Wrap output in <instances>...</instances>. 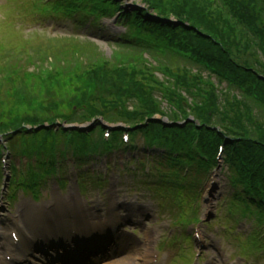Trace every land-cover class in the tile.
<instances>
[{
	"label": "trees",
	"instance_id": "16d2710c",
	"mask_svg": "<svg viewBox=\"0 0 264 264\" xmlns=\"http://www.w3.org/2000/svg\"><path fill=\"white\" fill-rule=\"evenodd\" d=\"M219 1L225 11L211 0H142L146 8L132 10L117 0H58L55 11L78 20L80 25L91 21L95 26L121 14L119 25L127 27L128 33L116 37L117 46L156 53L163 67L149 65L146 60L138 66V61L115 59L112 64L102 63L85 72L57 71L49 82L53 84L37 79L32 85L21 77L28 73L16 70L9 75L8 91L3 95L9 99L0 106V139L8 142L16 157H38L43 168L46 161L54 164L65 156L61 145L64 134L30 132L28 127L55 126L59 119L72 124L79 115L78 123L82 124L99 119L123 123L148 139L151 148L168 149L170 152L164 157L169 159L168 165L173 161L172 155L180 153L179 160L190 161L202 174L210 171L212 165L200 160L194 148L193 129L199 128L205 154L216 160L220 146H226V171L236 193L231 200L234 208L263 222L264 122L256 119L253 110L264 106V0ZM247 31L258 43L257 51L252 47L255 41L246 39ZM174 64L177 72L169 68ZM184 64L207 69L221 84L236 86L242 91L241 98L233 91L230 95L221 93L210 78H202L201 72L184 76ZM156 72L166 77L177 75L176 86L162 83L155 77ZM178 92L190 95L193 103H186ZM159 94L164 95V100L180 98L178 113L167 117L161 112V100L155 97ZM160 114L168 118L170 128L162 121H152ZM191 118L194 122H189ZM184 123L186 126H181ZM94 132L74 137L75 155H90L95 146L105 151L121 148L120 134L115 135L114 144L107 145L95 142ZM16 141L23 150L16 152ZM1 167L0 160V176ZM174 176L179 177V173ZM195 188L196 183L188 189H169L176 194L175 202L181 198L187 205L198 196Z\"/></svg>",
	"mask_w": 264,
	"mask_h": 264
},
{
	"label": "rangeland",
	"instance_id": "374dc122",
	"mask_svg": "<svg viewBox=\"0 0 264 264\" xmlns=\"http://www.w3.org/2000/svg\"><path fill=\"white\" fill-rule=\"evenodd\" d=\"M211 1L214 2L217 8L225 11L219 0ZM34 2L35 0H0V106L2 102H6L9 99L3 95L5 94L4 92L8 91L9 75L16 70L17 73H28L29 75L21 77L32 85L36 84L35 81L37 79L41 83L51 82L53 79L52 74L57 73V71L71 73V71L82 70V72H85L88 68L96 65L99 67L102 63L111 62L112 64L115 59L131 60L132 63L138 61L136 63L138 66V63L146 60L149 65L154 67H160L161 65L163 67L159 61V55L156 53L118 47L115 43L112 44L111 37L88 33L87 30L90 28L77 29L73 23L63 22V19L54 18L55 16L30 15L35 10L32 6ZM128 3L132 9H135L136 5L143 2L142 0H130ZM107 23L110 29L107 28L108 30H106L112 33L113 37L123 31V29H117L113 23ZM101 26L106 28V22ZM239 28L242 29L241 27ZM247 35L246 39L249 37V39L255 41L248 31ZM252 47L256 51L259 49L256 41ZM257 59L259 58L257 57ZM184 66L185 68L183 67L182 69L184 76H197L201 72L202 78H210L213 81V85L216 88L218 87L221 93L228 94L233 91L232 93H236L241 98L240 94H242V91L239 88L236 86L230 87L226 82L221 84V81L215 75L212 76L206 69L191 66L190 64H184ZM169 68L177 72V65H171ZM154 75L162 83L169 82L176 86L177 75L166 77L159 72ZM190 90L197 91V89ZM175 92L177 94V91ZM58 95L59 93L56 91V96ZM178 95L186 99V103H193V99L185 92H178ZM163 96H155L157 100H161L159 102L161 104V112L165 113L167 117L173 112L178 113L177 108L180 104V98L174 96L175 100L173 98L172 100H164ZM222 99L219 96L220 102H222ZM184 107L188 110L186 105H181V108ZM253 111L256 119L264 122V106ZM76 118H73L72 125L67 126L68 131L75 132V128L82 127V122L78 123L80 122V116L78 115ZM155 118L168 120L161 114L156 115ZM60 123L64 124L65 122L59 119ZM28 129L30 131L34 130L31 127H28ZM99 135L100 133L96 132L92 136L96 140L95 142L99 141ZM139 137L140 142L143 141L141 145H145V139L142 136ZM54 138H58L57 134ZM64 138L65 140L61 144L64 146L63 149L67 146L74 148V145L71 144L72 140ZM119 139V143H121L122 139ZM16 144V152L23 150L21 143L16 141ZM1 146H9L4 138L0 139ZM72 148H69V151H73ZM140 151L150 156H156L154 152L145 151L143 147L140 148ZM115 154L117 158L121 159L120 169L114 168L110 171L108 183L101 187L91 186V180L86 178V183L82 184V187L86 186V188L85 186L83 187V190L86 191L83 195L79 193L76 180L78 178L81 179L82 175H98L97 170L102 168L104 159L98 160L100 161L99 165L93 162L82 170H79L80 167L76 166V161L78 160L73 156H71L72 158L69 161H62L61 166L65 168L61 169L60 173L64 177L63 180L68 182V186L64 190L58 185V178H50L43 188L38 187L36 193L30 192L31 190L26 188L22 189L23 194L29 192L31 196H24L20 191L17 199L8 203L11 199L7 198V190L2 194L3 184H1L0 222L4 224L3 226L7 230L11 231L20 225L30 228L31 213H33V210H38L39 217L35 218V227L38 231H41V226H39L41 219L42 222L48 219L49 222L57 221L63 215L69 213L66 211L68 207L62 208V205H64L62 201H67L71 209L70 212L73 211L76 215H79L81 210H84L86 211L84 213L86 218L92 223L110 226V230L112 229L111 227L121 226L122 228L119 230L120 243L126 240V242L131 243L130 247H140V251L133 252L135 258L133 264H145V256L150 252L154 255L155 264L156 262L159 264H171L172 261H174L172 264H178V259L184 257L183 255L192 264H264V258L261 255L259 256L257 252L253 253L248 250L243 253L242 243L240 244L237 239L239 238L238 236L248 237L258 225L256 220H243L240 217L232 219L231 213L227 210V205L220 206L219 194L222 190L226 191L229 188L232 189L229 190L231 195L236 194L228 180L230 174L226 171V166L228 165L226 164L225 156L223 158L221 154L217 155L218 158L215 162L219 167L212 174H202L205 175L206 179L197 172L189 178L188 182L190 183L192 180H201V178L205 181L197 182L194 190H197L198 196L193 201L187 199L190 201H188L187 208L183 211L174 204L173 199L171 200L172 196H170V200L165 202L160 197V193L155 189L150 190L155 183L153 182L152 184V181L155 180L154 177L146 176V174L133 175L132 172L135 166L130 169L127 167L126 169L129 156L132 155L131 153L118 151ZM69 155L73 154L69 153ZM30 160L27 157L18 158L16 155L9 159L10 162H14L19 168H24L26 172ZM37 162L38 160L35 158L32 161L34 165ZM166 168L169 169L168 167ZM80 183L82 182L80 181ZM63 184L67 183L64 182ZM42 190L39 202L34 204L33 198L38 199ZM111 209H115V212L112 213ZM192 211L194 213L197 211L194 217L198 216V219L202 221V225H195L192 228L187 226L179 227V221L183 217L190 219L189 213L192 214ZM28 213L30 219L28 218ZM110 221H113L114 224ZM236 222L240 224L239 227L235 226ZM235 227L237 232L231 234L230 229ZM181 234L193 237L194 243L189 244L181 241ZM198 234L202 238L200 242L197 239ZM0 238H2L1 235ZM182 249H186L187 252L185 254L182 253ZM119 253L122 252L119 251ZM3 256L2 249V253L0 251V259ZM242 256L247 257V259H243ZM181 263L184 264L183 259Z\"/></svg>",
	"mask_w": 264,
	"mask_h": 264
},
{
	"label": "bare ground",
	"instance_id": "6f19581e",
	"mask_svg": "<svg viewBox=\"0 0 264 264\" xmlns=\"http://www.w3.org/2000/svg\"><path fill=\"white\" fill-rule=\"evenodd\" d=\"M83 212H85V211H83ZM32 214V215H31ZM30 215L32 216V218L30 219L29 218V213H28V218L31 220V227L29 228L30 230H31V232H34L35 230H36V227H35V218L36 217H39V212L38 211H36V210H33V213H31ZM83 213L81 212L80 213V215L79 216H81ZM34 221V222H33ZM33 222V223H32ZM87 223V222H86ZM69 224V222H68V219H66V217H64V218H62L61 220H60V224H59V226L58 227H60V226H64L65 228H67V225ZM91 225L89 224V222H88V224L85 226V223L82 225V227H84V230H86L87 232H89V230H96L97 231V229L96 228H102V226H97V225H95V226H92V227H90ZM67 232V231H66ZM16 233H17V237L19 238V240H22V238L24 237V234H23V232L22 231H20V229H17L16 230ZM3 234H6V231H5V229L3 228V225H2V223L0 222V235H3ZM24 239V238H23ZM89 239V238H88ZM120 242V241H119ZM15 243V241H10L9 242V244L7 245V252H6V255L7 256H16V255H18V257H19V260H18V262H19V264H23V263H27V264H29V263H31V262H33V261H30V259L31 258H34V257H36V256H33V253H34V251L32 250V248H30V247H27L25 250H23V248H21V249H19V250H15L14 248L16 247V245L14 244ZM63 243H65L66 245H68L65 241L63 242ZM129 245H131V243L130 242H126V240L124 241V242H121L120 243V246H121V252H122V255H121V258L120 259H118L117 261H113V262H110V263H106V264H132V262L134 261V253L133 252H137V251H140V247H136V248H134V246L133 247H130ZM20 247H22V246H20ZM48 247H50V245L48 246ZM58 247H60V245H58ZM67 247V246H66ZM55 248V247H54ZM142 248V247H141ZM51 249V251L52 252H54L55 253V250L54 249H52V248H50ZM79 249H75V252H77ZM16 251V252H15ZM13 253H18V254H16V255H12ZM33 256V257H32ZM154 255H153V253L152 252H150L149 254H147L146 256H145V259H146V261H147V264H152L151 262H152V260H153V257ZM12 258H14V257H12ZM29 261V262H28ZM151 261V262H150ZM40 262V261H39ZM39 262H37V263H34V264H41V263H39ZM6 263V261L4 262V264ZM105 263H103V264H105ZM99 264H101V262H99Z\"/></svg>",
	"mask_w": 264,
	"mask_h": 264
},
{
	"label": "water",
	"instance_id": "95a60500",
	"mask_svg": "<svg viewBox=\"0 0 264 264\" xmlns=\"http://www.w3.org/2000/svg\"><path fill=\"white\" fill-rule=\"evenodd\" d=\"M58 127H62V126H61V125H58ZM47 129H49V126H48V125H44V126L38 128L37 131H40V130H47ZM73 129H74V128H73ZM75 130H83V128H82V127H77V128H75Z\"/></svg>",
	"mask_w": 264,
	"mask_h": 264
}]
</instances>
